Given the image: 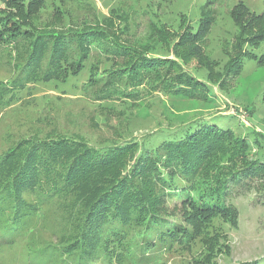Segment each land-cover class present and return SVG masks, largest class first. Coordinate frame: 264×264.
<instances>
[{
    "label": "rangeland",
    "instance_id": "1",
    "mask_svg": "<svg viewBox=\"0 0 264 264\" xmlns=\"http://www.w3.org/2000/svg\"><path fill=\"white\" fill-rule=\"evenodd\" d=\"M5 4L0 2V12H5ZM240 5L244 6L240 11L255 19L243 18L246 27L233 15ZM20 6L16 17L12 15L14 22H9L14 30L25 25L36 33L104 31L131 53L174 62L176 66L165 78L181 74L182 81L198 84V95H174L173 86L154 90L147 82L130 97L96 98L103 86L93 76L105 79L137 57L105 58L91 45L67 77L63 73L59 80L29 84L17 96L0 98V161L13 153L16 159L9 166L19 167L26 147L51 138H69L95 150L133 143L143 150L152 140L154 147L159 145L156 140L163 136L170 138L196 125L215 124L232 132L234 141H244L245 162L260 160L259 165H264V44L247 42L264 30V0H44L39 5ZM205 18L212 20L209 32L193 37ZM6 56L0 52V82L4 83L18 73L9 65L10 55ZM14 173L4 168L0 184ZM152 190L162 194L159 186ZM80 193L48 197L35 217L25 221L24 228L5 232L0 225V264H79L76 256H69L71 249L57 247L71 222L64 218L81 203ZM27 195L32 207L39 209V193ZM228 204L237 213V224L222 219L197 223L193 241L160 252L149 249L144 261L264 264V175L257 172L255 177L241 178L231 189ZM160 206L174 222L190 228L182 198L166 196ZM132 229L134 236L139 228ZM3 232L8 233L6 241ZM130 242L133 247L123 255L126 261L140 256V249ZM98 243L99 238L91 243L96 248L94 263L112 264L98 256L103 255Z\"/></svg>",
    "mask_w": 264,
    "mask_h": 264
},
{
    "label": "trees",
    "instance_id": "2",
    "mask_svg": "<svg viewBox=\"0 0 264 264\" xmlns=\"http://www.w3.org/2000/svg\"><path fill=\"white\" fill-rule=\"evenodd\" d=\"M32 1L30 4L28 0H0L6 3L5 12H0V52L6 57L10 55L9 65L18 70L12 81L0 82V98L17 96L29 84L59 80L63 73L67 77L91 45L105 58L137 57L119 71L108 73L105 79L94 75V81H102L103 86L96 98L130 97L136 88L147 82H151L154 90L173 86L174 95H198L195 93L198 84L192 80L182 81L181 74L172 79L165 78L167 71L176 66L174 62L131 53L104 31L36 33L26 29L25 25L14 30L9 22H14L12 15L20 4L27 3L30 7L44 0ZM241 9L244 10L243 5L233 13L240 19L238 23L244 25L243 18L255 21ZM211 23L210 18H205L193 37L208 33ZM254 35L256 39H250L248 43L258 40V46L264 44L263 29ZM156 141L159 145L154 147L152 140L144 144L143 150L135 143L95 150L80 141L51 138L26 147V153L21 157L24 161L19 167L9 166L16 156L8 153L7 158L0 161V172L7 167L15 173L9 180L2 179L0 184V225L5 232L24 228L25 221L35 217L46 205L48 197L80 190L81 203L64 218L71 222L64 230L67 236L60 240L62 243L57 248L71 249L69 256H76L79 264H95L96 248L91 243L99 238L98 247L103 255L98 256L104 261L106 257L112 264H149L143 257L147 250L160 252L187 245L197 235V223L202 225L207 221L209 224L222 219L237 224V213L228 204L231 189L243 177H255L257 172L264 175V165H259L262 161H244L247 159L244 141H234L232 132L215 124L196 125ZM132 161L134 164L127 171ZM239 165L244 166L238 168ZM156 186L162 194L154 193L152 188ZM35 191L41 199L39 209L32 207L28 195L25 196ZM166 196L183 199L190 228L174 222L165 213L160 203ZM192 219L197 222H191ZM134 227L139 230L132 236ZM3 234L6 241L8 233ZM130 240L135 242L134 248L140 249V256L134 255L126 261L123 255L129 254V248L133 247Z\"/></svg>",
    "mask_w": 264,
    "mask_h": 264
}]
</instances>
